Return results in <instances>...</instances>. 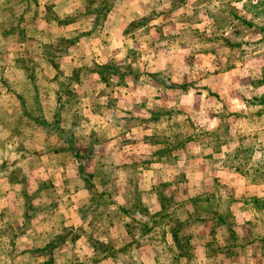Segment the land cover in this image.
<instances>
[{
  "label": "rangeland",
  "instance_id": "obj_1",
  "mask_svg": "<svg viewBox=\"0 0 264 264\" xmlns=\"http://www.w3.org/2000/svg\"><path fill=\"white\" fill-rule=\"evenodd\" d=\"M0 264H264V0H0Z\"/></svg>",
  "mask_w": 264,
  "mask_h": 264
}]
</instances>
